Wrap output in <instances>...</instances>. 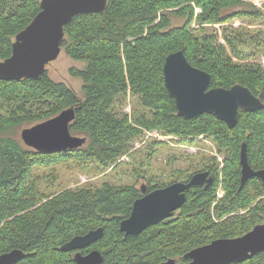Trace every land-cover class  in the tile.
Segmentation results:
<instances>
[{"label":"trees","instance_id":"1","mask_svg":"<svg viewBox=\"0 0 264 264\" xmlns=\"http://www.w3.org/2000/svg\"><path fill=\"white\" fill-rule=\"evenodd\" d=\"M245 1L108 0L104 12L77 14L65 26L62 49L85 62L70 69L83 81V97L47 70L39 78H0V254L20 248L26 255L15 264H78L75 251H64L62 245L104 227V235L83 249H99L102 264H160L170 258L185 264L190 250L217 238L244 235L264 222L263 180L251 177L240 188L244 141L250 164L264 168V108L240 109L233 128L207 112L186 118L179 115L164 79L167 55L182 49L194 66L211 73L210 87L241 83L264 101V64L252 58L253 51L239 47L253 38L256 44L264 42L262 31L226 24L237 17L260 16L259 10L245 8ZM40 2L0 0V60L11 56L17 34L41 10ZM171 15L186 17L187 22L171 27ZM217 24L222 34L207 27ZM129 99L135 102L132 113L125 111ZM73 105L76 117L70 129L88 137L82 147L41 152L18 135L20 127L55 117ZM147 131L188 142L206 137L225 155L223 164L216 156L202 158L193 172L172 170L152 186L210 170L213 184L189 189L173 217L126 235L121 222L141 196L137 182L104 181L52 192L56 166L116 169ZM155 144L163 142L150 143ZM155 150L150 146L146 151L150 164ZM132 170L137 180H154L138 163ZM221 186L225 195L219 198ZM232 264H264V251Z\"/></svg>","mask_w":264,"mask_h":264},{"label":"water","instance_id":"2","mask_svg":"<svg viewBox=\"0 0 264 264\" xmlns=\"http://www.w3.org/2000/svg\"><path fill=\"white\" fill-rule=\"evenodd\" d=\"M41 10L21 30L12 46V54L0 60V78L21 80L39 78L47 65L57 59L62 51L65 26L80 13L104 12L108 0H41ZM164 79L170 96L176 101L179 115L192 118L202 113L214 114L233 128L238 123L239 110L255 111L264 108V101L251 88L241 83L232 87H210L211 73L194 66L184 50L167 55ZM76 117L75 105L64 109L55 117L24 127L23 142L41 152H57L82 147L87 136L75 135L70 124ZM240 162L242 188L251 177L264 183V168L255 169L249 162L247 142L241 147ZM214 181L209 170L194 172L187 180L174 181L150 192L143 184V195L134 202L131 215L121 222L126 235L140 233L146 227L173 217L187 199V191L196 185L208 187ZM104 227L74 236L62 245L64 251L74 250L78 264H102L104 254L99 249L84 253L83 249L104 235ZM264 251V222L237 237H221L196 247L185 254V264H232L243 262ZM26 253L20 248L0 254V264H15ZM160 264H180L170 258Z\"/></svg>","mask_w":264,"mask_h":264},{"label":"rangeland","instance_id":"3","mask_svg":"<svg viewBox=\"0 0 264 264\" xmlns=\"http://www.w3.org/2000/svg\"><path fill=\"white\" fill-rule=\"evenodd\" d=\"M245 2V8L249 10H259L261 12L260 16L237 17L226 24H232L234 28L245 27L255 33L261 30L264 37V0H246ZM186 22V17L171 15V27L183 26ZM194 26L196 25L194 24ZM207 27L210 29L215 28L216 30H219L220 33L222 31L221 25L219 24L214 26L207 25ZM239 47L244 52L253 51L254 54L252 58H255L256 61L264 64V42L256 44L253 38V40H249L246 44L240 45ZM84 65V61L73 59L65 52L64 49H62L59 57L47 65V71L54 80L65 82L80 97H83V81L81 78L74 76L70 69L72 67L81 68ZM133 106H135V102L129 99V102L125 106V111L132 113ZM24 127L27 126H22L18 129V135L20 138L21 131ZM153 132H157L159 135L157 133L149 135V132L147 131L143 138L135 142V147L133 148L132 153L129 156L126 155L122 157V162L116 169L109 168L104 171L97 172L92 168L85 170L84 168L67 164H60L56 166L58 179L55 182V187L51 188L52 192L60 191L67 187L76 188L87 184L100 186L104 181H111L115 184H133L137 182L136 185L140 187L141 179L137 180L135 172L132 170L136 163L142 166L146 175L154 178L152 182L155 184H159L161 179L166 178L172 170L191 169L189 172H193V169L197 167L198 160L202 158L207 159L216 156L217 161L220 164L224 163V153H221L216 145L206 137H200L194 140V142H188L185 140L182 141L181 138L172 135H168L170 137L167 138H161L160 132ZM73 134L87 136L85 134H77L75 132H73ZM156 139L161 140L163 144L150 145V143ZM150 146H154L156 148L151 159V164L150 160L145 157L146 151L149 150ZM145 179L147 180V178ZM219 189L224 196L225 189L222 186Z\"/></svg>","mask_w":264,"mask_h":264},{"label":"flooded vegetation","instance_id":"4","mask_svg":"<svg viewBox=\"0 0 264 264\" xmlns=\"http://www.w3.org/2000/svg\"><path fill=\"white\" fill-rule=\"evenodd\" d=\"M209 172H210V170H209ZM210 175H211V173H210ZM144 179H141L140 181H141V186L140 187H138L140 190H141V187H142V185L143 184H146V186H145V188H146V190L148 191V192H150V191H152V190H154V189H156V188H158V187H152L153 185H156L155 183H153V182H149L148 180H146L145 179V177H143ZM189 179V178H188ZM185 180V179H184ZM187 180V179H186ZM214 182V181H213ZM213 184V183H212ZM211 184V185H212ZM210 186V185H209ZM161 187V186H160ZM207 188V187H206ZM143 195V192H142V190H141V196ZM140 196V197H141Z\"/></svg>","mask_w":264,"mask_h":264},{"label":"built area","instance_id":"5","mask_svg":"<svg viewBox=\"0 0 264 264\" xmlns=\"http://www.w3.org/2000/svg\"><path fill=\"white\" fill-rule=\"evenodd\" d=\"M154 133H157V132H149V135H153ZM158 134V133H157ZM159 135V134H158ZM163 137H170V136H168V135H163V134H161V138H163ZM223 196V194L220 192V189L218 190V197L220 198V197H222Z\"/></svg>","mask_w":264,"mask_h":264}]
</instances>
